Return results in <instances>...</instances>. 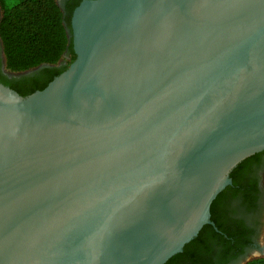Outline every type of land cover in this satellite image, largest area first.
<instances>
[{
    "label": "water",
    "instance_id": "1",
    "mask_svg": "<svg viewBox=\"0 0 264 264\" xmlns=\"http://www.w3.org/2000/svg\"><path fill=\"white\" fill-rule=\"evenodd\" d=\"M75 57L0 82V264H162L264 149V0H81Z\"/></svg>",
    "mask_w": 264,
    "mask_h": 264
},
{
    "label": "flooded vegetation",
    "instance_id": "2",
    "mask_svg": "<svg viewBox=\"0 0 264 264\" xmlns=\"http://www.w3.org/2000/svg\"><path fill=\"white\" fill-rule=\"evenodd\" d=\"M76 1L58 0L64 14L66 7H72ZM1 14L0 6V17ZM69 37L71 38V29ZM71 47L73 50L72 40ZM65 53L70 56L69 50ZM58 65L63 63L59 62ZM45 67L46 65L42 64L22 71L7 70L0 42V72L7 79L32 80L42 84L46 81L43 71ZM245 158L246 162L234 172V182L230 171V182L220 190H223V196L214 208V220H211L214 224H203L189 240L191 243L187 254L178 258L174 264H245L255 257L257 252L263 251L264 149Z\"/></svg>",
    "mask_w": 264,
    "mask_h": 264
},
{
    "label": "trees",
    "instance_id": "3",
    "mask_svg": "<svg viewBox=\"0 0 264 264\" xmlns=\"http://www.w3.org/2000/svg\"><path fill=\"white\" fill-rule=\"evenodd\" d=\"M72 7H66L64 14L56 0H17L9 7L8 0H0L2 14L0 17V42L4 66L9 71H22L45 64L44 78L37 81L25 79L9 80L0 72V82L14 89L22 96L44 88L49 81L67 68L75 54L71 47L70 15ZM70 51L69 63L58 65L62 54ZM247 158L239 161L230 172L234 182V172ZM223 190L212 200L210 205L211 220H214V208L222 198ZM190 241L184 244L182 251L170 256L162 264H174L178 258L187 254ZM245 264H264V255L253 257Z\"/></svg>",
    "mask_w": 264,
    "mask_h": 264
},
{
    "label": "rangeland",
    "instance_id": "4",
    "mask_svg": "<svg viewBox=\"0 0 264 264\" xmlns=\"http://www.w3.org/2000/svg\"><path fill=\"white\" fill-rule=\"evenodd\" d=\"M56 1H57V3L59 4L58 0H56ZM70 59H71V56L67 55V54L64 52V53L62 54L60 60L58 61V63H59V62H62L63 64H66V63H69ZM263 244H264V236H263ZM260 255H264V249H263V251H261V252H257V255H255V257L260 256Z\"/></svg>",
    "mask_w": 264,
    "mask_h": 264
},
{
    "label": "clouds",
    "instance_id": "5",
    "mask_svg": "<svg viewBox=\"0 0 264 264\" xmlns=\"http://www.w3.org/2000/svg\"><path fill=\"white\" fill-rule=\"evenodd\" d=\"M8 2H9V7H12L17 2V0H8Z\"/></svg>",
    "mask_w": 264,
    "mask_h": 264
}]
</instances>
